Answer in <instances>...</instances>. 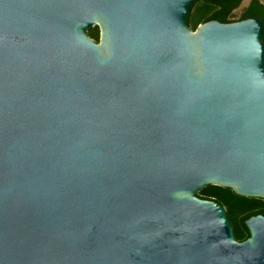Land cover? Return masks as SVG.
<instances>
[{"label":"water","instance_id":"water-1","mask_svg":"<svg viewBox=\"0 0 264 264\" xmlns=\"http://www.w3.org/2000/svg\"><path fill=\"white\" fill-rule=\"evenodd\" d=\"M196 1L0 0V264H264L198 196L264 199L263 24Z\"/></svg>","mask_w":264,"mask_h":264},{"label":"trees","instance_id":"trees-1","mask_svg":"<svg viewBox=\"0 0 264 264\" xmlns=\"http://www.w3.org/2000/svg\"><path fill=\"white\" fill-rule=\"evenodd\" d=\"M241 2L242 0H198L191 6L190 15L187 18L188 25L192 29H196L200 23L210 20L236 21L230 18V14ZM246 17H258L264 23V4L258 0H253L239 20ZM88 33L92 38L99 40L100 30L98 26L92 27ZM198 196L215 200L226 207L234 235L239 241L250 236L245 223L246 220L258 214H264L263 198L241 196L231 188L208 185L199 192Z\"/></svg>","mask_w":264,"mask_h":264},{"label":"rangeland","instance_id":"rangeland-1","mask_svg":"<svg viewBox=\"0 0 264 264\" xmlns=\"http://www.w3.org/2000/svg\"><path fill=\"white\" fill-rule=\"evenodd\" d=\"M249 1L250 0H242L239 6L231 12L230 18L233 20H239L241 15L245 12L246 8L248 7ZM259 1L264 3V0H259Z\"/></svg>","mask_w":264,"mask_h":264},{"label":"flooded vegetation","instance_id":"flooded-vegetation-1","mask_svg":"<svg viewBox=\"0 0 264 264\" xmlns=\"http://www.w3.org/2000/svg\"><path fill=\"white\" fill-rule=\"evenodd\" d=\"M253 0H250L249 1V4H248V6L251 4V2H252ZM259 1V0H258ZM260 2V1H259ZM262 3V2H261ZM264 4V3H263ZM248 18H256V19H259L260 21H262L260 18H258V17H246L245 19H248ZM216 20V19H215ZM262 24H263V35H262V39H263V43H264V23H263V21H262Z\"/></svg>","mask_w":264,"mask_h":264}]
</instances>
